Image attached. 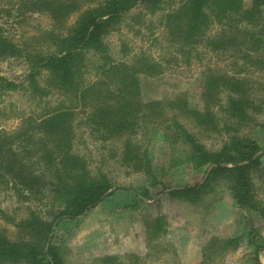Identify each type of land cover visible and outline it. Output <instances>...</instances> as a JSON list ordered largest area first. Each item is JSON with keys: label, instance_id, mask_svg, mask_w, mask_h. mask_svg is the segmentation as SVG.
<instances>
[{"label": "trees", "instance_id": "trees-1", "mask_svg": "<svg viewBox=\"0 0 264 264\" xmlns=\"http://www.w3.org/2000/svg\"><path fill=\"white\" fill-rule=\"evenodd\" d=\"M18 5L21 11L48 15L53 26L17 42L0 23V61L21 58L27 66L19 80L0 74V92L20 91L33 100L54 92L59 97L56 103L46 101L42 113L21 116L14 131L0 129V180L11 182L25 198L37 194L52 199L56 209L47 219L33 208L19 218L0 208L1 218L14 228L12 234L0 226V264H66L58 224L81 217L123 188L102 169L92 170L79 152L76 138L81 127L102 142H121L123 165L150 179L151 188L134 191L140 201L145 197L157 204L165 195L196 205L224 184L248 221L253 264H263L258 219L264 222V195L259 194L264 185V145L242 133L248 124L264 131V121L255 118L264 112V98L255 93L253 81L208 68L198 105L190 104L186 92L147 99L142 76L162 73L163 63L144 51L129 55L127 42L116 59L107 37L125 20H134L139 26L146 23L153 42L162 35L173 45L176 60L184 58L189 64L203 47L230 52L243 60L244 68L264 72V0L248 5L245 0H18ZM76 13L77 19L68 25ZM156 29L161 33L155 36ZM183 119L203 133L224 135L222 146L209 149ZM150 126L165 128L167 137L174 136L172 142L183 138L191 146L186 162L204 169L202 181L173 186L156 175L148 147L141 142ZM142 220L148 242L167 231L164 214H146ZM240 239L211 236L201 247L203 262L216 264L215 256L236 249ZM134 258L140 259L136 253L104 255L94 264H136Z\"/></svg>", "mask_w": 264, "mask_h": 264}, {"label": "rangeland", "instance_id": "rangeland-1", "mask_svg": "<svg viewBox=\"0 0 264 264\" xmlns=\"http://www.w3.org/2000/svg\"><path fill=\"white\" fill-rule=\"evenodd\" d=\"M250 1L245 0L247 5ZM18 6V0H0V23L13 40L21 42L28 35L38 32V29L52 28L53 22L48 15L21 11ZM138 11L136 9L133 12L136 14ZM77 16L78 13L73 14L68 25L74 23ZM133 21L131 20V26L129 19L125 20L118 30L108 35L107 40L116 59L122 57V43L127 42L132 49L129 55L144 51L163 63L165 69L162 73L151 77L142 76L145 98H171L186 92L190 104L198 105L200 83L208 68L220 73L249 77L253 81L255 93L264 98V89L256 87V83L264 85V72L244 68L243 60L239 57L234 58L227 51L217 53L202 47L199 58L193 56L187 64L184 58H173L174 46H169L162 35L158 42H153L146 23L139 26ZM136 28L142 30L137 32ZM160 33V29L155 30V36ZM26 71L27 66L21 58L0 61V74L8 79H22ZM58 97L54 92L42 100H33L20 91L0 92V129L14 131L21 116L30 112L42 113L46 109L45 102L56 103ZM255 118L257 121H264V112L255 115ZM183 123L209 149L220 148L225 140L224 135L199 131L185 119ZM242 133L257 137L260 145H264V131L259 126L248 124ZM165 134V128L150 126L141 136V142L148 147L156 175L173 186L202 181L205 176L204 169H195L186 162L191 146L183 138L172 142L174 136L167 137ZM76 141V147L86 155L92 170L102 169L116 187L123 188L115 189L104 202L81 217L63 220L58 224L57 237L64 245L63 256L66 264H94L95 258L100 256L126 257L130 253H136L140 258H134L136 264H208L202 260L201 247L211 236L241 237L236 249L226 254H218L214 263L253 264L255 247L248 242V221L245 214L237 208L231 192L224 184L216 185L214 193L196 205L172 200L165 195L160 196L161 201L157 204L155 200L145 197H141L143 201H140L134 191L138 192L145 186L151 188L150 179L144 173L133 172L123 165L120 141L102 142L90 135L85 127L77 130ZM258 175L255 177L259 185H262V179ZM22 192H18L11 182L0 180V208L18 218L26 215L28 208L35 209L47 219L53 218L56 203H52V199L41 198L37 194L25 198L21 196ZM259 194L264 195V185ZM24 195L28 196L26 193ZM160 213L167 218V231L148 242L142 217ZM1 217L0 215V226L9 228L14 234L13 226ZM258 223L262 227L260 233L264 240V227L261 226L264 222L258 219ZM260 259L264 264V251L261 252Z\"/></svg>", "mask_w": 264, "mask_h": 264}]
</instances>
